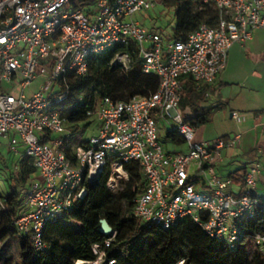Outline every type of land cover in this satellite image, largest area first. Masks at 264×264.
Segmentation results:
<instances>
[{
  "label": "built area",
  "instance_id": "2783aa9c",
  "mask_svg": "<svg viewBox=\"0 0 264 264\" xmlns=\"http://www.w3.org/2000/svg\"><path fill=\"white\" fill-rule=\"evenodd\" d=\"M201 3L216 9V20L201 23L185 40H177L134 20L135 14L151 10L154 0H0V139L8 140L13 154L23 146L21 157L31 159L36 172L12 221L34 251L45 248L46 224L83 199L106 168V187L116 193L128 182L123 163L133 161L145 187L134 199L131 214L142 224L170 229L190 219L230 249L245 243L264 254V235L241 229L264 205L256 193L260 165L247 167L238 192L228 190L229 181L217 175L216 167L241 135L196 141L194 127L179 111L185 77L196 84L214 83L231 47L264 28V0ZM130 42L137 46L142 72L158 78L156 90L128 101L97 100L85 111V120L100 124L98 134L69 144L70 159L63 107L68 74L85 76L90 58ZM128 62L127 54L117 53L111 66L127 68ZM36 81L39 85L31 89ZM82 100L80 94L77 101ZM231 116L238 118L236 113ZM158 121L183 140L184 152L163 149ZM113 237L91 246L93 259L72 264H115L106 252Z\"/></svg>",
  "mask_w": 264,
  "mask_h": 264
},
{
  "label": "trees",
  "instance_id": "16d2710c",
  "mask_svg": "<svg viewBox=\"0 0 264 264\" xmlns=\"http://www.w3.org/2000/svg\"><path fill=\"white\" fill-rule=\"evenodd\" d=\"M163 4L175 7V23L169 37L177 40H185L201 23L212 25L217 18L216 9L203 5L201 0H166ZM72 5L79 6L75 1ZM117 53L128 55L127 68L111 66ZM88 66L85 76L72 73L67 76L69 93L63 107L70 136L64 145L72 160L68 145L85 142L83 128L90 123L85 120V111L91 109L97 100L108 97L128 101L136 96L148 97L158 86L155 75L142 72L137 46L131 42L90 58ZM80 94H83V100L78 102ZM188 106L192 105L189 103ZM194 114V118L185 119L194 128L209 121L207 112ZM165 140L183 144L172 130L165 133ZM123 169L128 176L127 184L116 193L109 192L106 187L109 170H104L98 183L87 188L83 199L74 201L68 211L46 224L42 234L45 248L36 252L28 238L19 235L12 224L19 215L27 180L36 174L32 161L23 157L16 172L2 166L1 172L6 180L0 187V242H16L20 264H72L76 260L93 259L91 246L106 239L99 232L100 220L104 219L114 232L106 252L115 264H178L181 261L183 264H264V254L255 248L239 243L230 249L224 242L207 236L190 219H184L170 229L142 224L131 211L134 199L145 187L144 176L137 162H125ZM245 171L246 168H242L232 174L240 186ZM241 229L246 234L264 235V205L255 209L254 214L242 223ZM16 258H0V264H16Z\"/></svg>",
  "mask_w": 264,
  "mask_h": 264
},
{
  "label": "crops",
  "instance_id": "0c3cea01",
  "mask_svg": "<svg viewBox=\"0 0 264 264\" xmlns=\"http://www.w3.org/2000/svg\"><path fill=\"white\" fill-rule=\"evenodd\" d=\"M151 28L153 27L146 29ZM252 40L253 37L244 44H235L231 47L228 52L226 67L214 83L210 85L196 84L185 77L182 80L185 94L179 111L185 119L194 118V112H197L198 115L207 112L209 117L213 112H218L221 122L230 125V131L227 134L208 133L206 135L204 134L209 121L200 125L202 126L200 138H203V141L227 138L233 134L241 135L240 141L235 148L226 149L223 152V160L216 167V173L220 178L229 181L228 190L236 193L241 186L233 180L232 174L242 168L247 169L252 163H258L260 165V173L257 178L256 193L260 199L264 200V76L257 73L256 66L259 65L250 62L247 45ZM195 102L198 104L194 105ZM189 103L192 105L191 107L188 106ZM232 113H236L238 118L234 119L231 116ZM161 126L162 122L158 121L160 142L161 139L164 140L163 149L169 153L184 152L186 148L184 144L177 145L165 140V133L169 129L166 128L163 134V130L160 129ZM0 140L1 187L6 180L1 172V167H9L13 172H16L22 159L21 154L24 152V148L18 145L19 154H13L8 145V140ZM33 179H36V174L27 180L26 185Z\"/></svg>",
  "mask_w": 264,
  "mask_h": 264
},
{
  "label": "rangeland",
  "instance_id": "374dc122",
  "mask_svg": "<svg viewBox=\"0 0 264 264\" xmlns=\"http://www.w3.org/2000/svg\"><path fill=\"white\" fill-rule=\"evenodd\" d=\"M85 1L94 4L98 0H85ZM154 1H155V5L151 10H149L148 12H140L135 14L134 20L138 21L145 28H150V27L157 28L164 37L169 36L171 34V29L175 23V18H174L175 7L172 5L169 6L167 4H163L161 3L160 0H154ZM252 37H253L252 42L247 45L248 47L247 52L249 54L250 62L252 64L255 63V65H259L256 66L257 73H259V75L264 76V66H262L264 65L262 64L264 63V28L255 30ZM38 83H39L38 81L34 82L32 84L31 89H36ZM12 93L17 94V90H13ZM99 128H100V124L91 120V122L86 127L83 128V130L85 131V133L83 134V140H86L87 138H90L92 136H97ZM166 128L167 125H165L162 122V126L160 127V129L163 130V134L165 133ZM206 128L207 130L204 135L208 133L227 134L230 131L229 130L230 125L228 123L221 122L218 112H213L210 115L209 123L206 125ZM201 129L202 126L194 129V139L196 141L204 140L203 138H200ZM161 143L163 144L164 140L161 139ZM105 170H108V168H106ZM17 255H18L17 246L14 240H7L5 242H0V258H16ZM15 263L20 264L18 257L15 259Z\"/></svg>",
  "mask_w": 264,
  "mask_h": 264
},
{
  "label": "water",
  "instance_id": "95a60500",
  "mask_svg": "<svg viewBox=\"0 0 264 264\" xmlns=\"http://www.w3.org/2000/svg\"><path fill=\"white\" fill-rule=\"evenodd\" d=\"M99 232L106 238H110L114 233L110 225L104 219L100 220Z\"/></svg>",
  "mask_w": 264,
  "mask_h": 264
}]
</instances>
